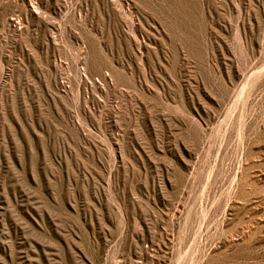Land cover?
<instances>
[{
	"label": "rangeland",
	"instance_id": "374dc122",
	"mask_svg": "<svg viewBox=\"0 0 264 264\" xmlns=\"http://www.w3.org/2000/svg\"><path fill=\"white\" fill-rule=\"evenodd\" d=\"M0 264H264V0H0Z\"/></svg>",
	"mask_w": 264,
	"mask_h": 264
}]
</instances>
